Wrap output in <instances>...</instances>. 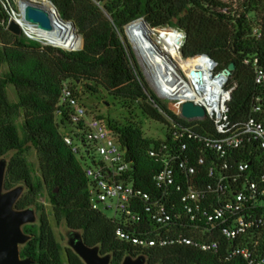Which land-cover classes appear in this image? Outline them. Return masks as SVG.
Here are the masks:
<instances>
[{"label":"trees","instance_id":"obj_1","mask_svg":"<svg viewBox=\"0 0 264 264\" xmlns=\"http://www.w3.org/2000/svg\"><path fill=\"white\" fill-rule=\"evenodd\" d=\"M47 1L56 7L63 21L75 23L83 39L81 50L42 46L23 35H13L1 24L8 22V15L0 5V158L14 153L7 165L4 189L25 188L15 208L42 210L40 198L45 194L55 219L81 231L88 243L102 242L106 252L113 256L111 264H119L125 253L143 255L149 264H247L241 258L229 262L221 253L201 252L188 246L144 251L119 241L113 219L90 208L84 162L63 139L69 110L59 108V103L65 84L79 99L77 91L67 82L84 84L86 92L95 96L102 91L111 96L116 106L126 110V116L121 122L99 118L107 123L111 135L126 151L127 161L132 163L130 182L151 194H158L152 179L161 170L163 156L157 151L162 145L167 146L168 119L179 121V118L148 87L134 56L122 40L125 28L131 25L127 32L141 24L133 23L142 19L151 28L170 26L186 35L182 46L185 57L206 54L218 63L219 72L235 63L229 88H236L228 108L233 122H243L254 111L256 99L264 95V89L255 84L253 66L246 64L247 60H256L264 68V0H242L238 11L225 0ZM227 7L229 10L224 13ZM256 27L261 34L255 35ZM76 38L73 49L80 45V38ZM9 86L16 90V102L9 99ZM133 109L164 124L167 127L165 139L145 138L142 127L131 119ZM57 111H62L60 119ZM260 118L264 122V113ZM191 126L201 134L214 133L209 121L200 127ZM32 150L37 154L38 170L29 161ZM246 155V151H239L236 158L258 165L254 157ZM40 220L43 222L40 226L30 229V232L38 229L33 232L36 240L25 250L36 259L42 255L37 251L41 243L51 252L48 255L42 251L43 257L50 259L57 256V243L46 217ZM74 264L79 262L76 260Z\"/></svg>","mask_w":264,"mask_h":264},{"label":"built area","instance_id":"obj_2","mask_svg":"<svg viewBox=\"0 0 264 264\" xmlns=\"http://www.w3.org/2000/svg\"><path fill=\"white\" fill-rule=\"evenodd\" d=\"M10 6L15 12L14 5ZM22 19L20 14L11 17L15 22ZM20 27L27 40L48 44L29 23ZM151 29L167 32L174 28ZM174 30L180 37L177 55L185 61L174 63L169 58L172 81L164 80L153 67L167 92L151 73L152 85L160 99L176 103L179 109L185 102H194L205 109V116L187 119L179 111V121L168 119L167 146L157 151L163 156L161 170L152 179L158 194L130 182L132 163L126 151L103 122L89 117L66 84L59 103V108L69 110L63 139L84 162L90 208L114 214L110 218L119 241L144 251L188 246L221 253L229 262L241 258L247 264H264V122L260 118L264 95L256 99L245 121L233 122L228 103L236 86L229 88L231 76L226 77L225 70L219 72L218 63L206 54L185 57V36ZM254 33L261 34L259 27ZM246 64L253 66L255 84L264 89V68L256 60ZM57 115L60 119L62 111ZM205 121L212 123L214 133L201 134L191 126L200 127ZM239 151H246L258 165L236 158ZM87 159L93 164L86 165Z\"/></svg>","mask_w":264,"mask_h":264},{"label":"water","instance_id":"obj_3","mask_svg":"<svg viewBox=\"0 0 264 264\" xmlns=\"http://www.w3.org/2000/svg\"><path fill=\"white\" fill-rule=\"evenodd\" d=\"M49 4L54 7L58 14L56 7L51 2H49ZM22 14L24 20L29 23L35 31L46 33L56 31L53 11L50 8L44 7L40 3L29 2L25 5ZM68 23L72 22L69 21ZM73 25L75 26V24ZM8 31L15 36L22 35L21 27L15 21L9 23ZM141 36L143 35L141 34ZM78 37L81 38L79 35ZM139 39L143 47L152 44L151 40H145L144 36ZM147 51L155 62L156 69L161 77L166 81H172L173 76L170 71V64L165 60V57L157 52L155 48ZM235 70L236 64H230L225 70V76L230 77ZM181 115L187 119L201 118L205 116V109L201 105L189 101L181 105ZM7 164V160H0V264H35L33 260L21 258L20 247L30 239V237L23 232L22 228L36 221V213L33 208L23 210L15 208L25 188L24 186H19L12 190L5 191L4 180ZM70 245L86 264H110V256L101 258L98 248L86 245L79 234L71 241ZM144 263L145 257L140 256L136 260L127 257L122 264Z\"/></svg>","mask_w":264,"mask_h":264},{"label":"rangeland","instance_id":"obj_4","mask_svg":"<svg viewBox=\"0 0 264 264\" xmlns=\"http://www.w3.org/2000/svg\"><path fill=\"white\" fill-rule=\"evenodd\" d=\"M22 1L25 4H28L29 2H33L31 0H22ZM4 2L6 3L7 8L5 6H3L1 0H0V5L4 9L3 11L5 13H7V15H8V22L3 21V23H1V24L6 27L5 28L6 30H8L9 23L11 21H14V20H11V17H12V19H14V17L17 16L18 14L23 16V14L21 13V5L22 4H21L20 0H4ZM34 2H36V3H49V2L44 1V0H34ZM225 3L231 5L235 10L238 11V9L240 8V6L242 4V0H225ZM10 5H14L13 7L17 12L12 11L11 10L12 6H10ZM142 20L134 22L133 24L138 23V22H140L141 24H137V25L133 26L127 32H126L127 29L125 28L124 35L122 36V40L127 44L128 49L130 50V52L134 56V59L138 65V68H139L140 72L142 73V76H143L145 82L147 83L148 87L150 88V90H152L154 93H156L154 90L155 88L151 82L152 79L150 78V70H148V69H150L148 67V62H146V60L141 56V53H140V51H138L136 44H134L132 39L128 36V34L131 31H133L137 27H141V25L145 24V22ZM72 23L75 24L74 22H72ZM145 26H147L148 30H150L153 34L155 33V36H154L155 39L160 40V42L165 41L164 38L162 37L163 30H162V32L161 31L154 32V30H152L151 27L147 23L145 24ZM73 27H75L74 30H75V34L77 37L79 35L78 29H77L76 25ZM167 28L169 29L172 27L168 26ZM181 33H183V32H181ZM183 35L186 38L185 33H183ZM81 38H80V45L76 49H71L70 51L81 50V48L83 47V39H81ZM76 42H77V38H76ZM39 43L42 46H52V44L45 45V44H42L41 42H39ZM0 46H2L1 38H0ZM53 47L60 48V47H56L54 45H53ZM167 50H168V47H167ZM176 53H177V51H176ZM176 53H174V54H176ZM174 54L173 55L169 54L170 59H172L174 57ZM148 71H149V73H148ZM67 84L70 86L72 85V87H74V89L77 91V93L79 95L80 103L89 112V117L90 118L97 117V119H99L101 122H103L106 125V127H107V123L105 121L101 120L99 118V116H103L105 118V120H107V118H111L114 120L116 119L120 122L122 121L121 118L123 119V116H126L124 114L126 110H123L119 106H116L114 104L115 103L114 99L111 96H108L104 91H102L101 94H99V96H95L92 93L86 92L84 84L77 83L75 85L74 83H71V82H67ZM7 91H8V96H9L10 101L16 102L17 101V93H16L15 88L13 86H9ZM161 99H162L163 103H165V105L168 107L169 110H171L174 114L180 115L179 111H181V109L178 108V105L176 103L171 102V101H167L164 98H161ZM131 111H132L131 114H133L131 116L132 117L131 119L133 121L139 123V125L142 127L145 138L150 139V140L165 139L166 134H167V131H166L167 127L164 124H160L156 121H153L151 119L146 118L137 109H133ZM13 155H14L13 152L8 154L6 156V159L9 161ZM28 157H29V161L34 165L35 169L38 170L39 165H38V158H37L36 152L34 150H32L29 153ZM92 164H93L92 161L90 159H87L86 165H92ZM40 201H41L42 205L44 206V209L42 211L36 212L37 219L38 218L40 219L42 216H45L47 220H50L52 228H53L54 233H55V236L57 237V239L59 241L62 242L63 245L66 246L67 241H68L67 230L63 226H61V227L57 226L52 205L48 202L47 198L45 197V194L42 198H40ZM106 215L109 217L114 216V214L111 212L106 213Z\"/></svg>","mask_w":264,"mask_h":264},{"label":"bare ground","instance_id":"obj_5","mask_svg":"<svg viewBox=\"0 0 264 264\" xmlns=\"http://www.w3.org/2000/svg\"><path fill=\"white\" fill-rule=\"evenodd\" d=\"M21 1L22 0H20V2ZM31 1L34 2V0H31ZM21 4H22L21 13H23V10L26 4L23 1L21 2ZM40 4L44 7L50 8L53 11L54 24L56 27V31L51 32V33L38 31V35L40 36V38H42V40L45 41L46 43L52 44L56 47H60V48L68 49V50L73 49L77 43L76 34L74 30L75 27H73L74 25L63 21L62 18H60V16H58V14L56 13L54 7L50 6L49 3H40ZM16 23L19 24V26L27 25L24 19ZM141 34L144 36L145 40L146 39L151 40L152 44L150 46L143 47L139 39L143 37L141 36ZM128 36L132 39L134 44H136L138 51H140L141 53V56L146 60V62H148V66L150 67V69H148L150 70V75L152 73V77L156 79V82H158V85L159 87L162 88V91L165 90L167 92V85L165 86L158 79V76L154 70V68L156 67L155 62L153 61V59L151 58L147 50L150 51L152 48H155L156 51L159 52L161 55H163L165 57V60L169 62V58H170L169 54L173 55L178 50L179 35L177 34V32L174 29L170 31L167 30V32L163 31L162 37L164 38L165 41L160 42L158 39L153 38L154 37L153 33L150 30H148L147 26L141 25V27H137L136 29L131 31L128 34ZM167 47H168V50H167ZM172 59L174 63H176V61H179L182 63L185 61L179 58L177 53L174 54V57ZM183 66L185 65L183 64ZM187 66H190V65H187Z\"/></svg>","mask_w":264,"mask_h":264},{"label":"flooded vegetation","instance_id":"obj_6","mask_svg":"<svg viewBox=\"0 0 264 264\" xmlns=\"http://www.w3.org/2000/svg\"><path fill=\"white\" fill-rule=\"evenodd\" d=\"M1 159H6V156L5 157H2L0 158ZM9 161L7 160V163ZM8 165V164H7ZM25 191V189H24ZM28 208H33L35 213L37 211H42V210H37L36 207H27V208H24V209H28ZM17 209V208H16ZM18 210H23V209H18ZM43 222H41V220L38 218L37 219V214H36V221L33 222V223H30V224H27L25 226H23L22 230L23 232L30 237V239L23 245H21L20 247V253H21V258L22 259H30V260H33L35 261V264H74V261L76 262V260L79 262V264H86L83 259L74 251V249L71 247L70 243L72 240H74L76 238V235L79 234L83 240V242L88 245L89 247H94V248H98V252H99V256L101 258H104L106 256H110L111 257V261H112V254H108L102 244V242H94V243H91V242H87L86 239L83 238V234L81 231L79 230H75V229H71L69 228L64 221H57L56 220V223H57V226L61 227H65V229L67 230V238H68V241H67V245H63L61 241H59L57 239V237L55 236V233H54V230L52 228V225H51V221L50 220H47V224L49 225L52 233H53V237H54V240L55 242L57 243L56 247L58 248V253H57V256H52L50 259H46L45 257H43V252L42 251H45L47 252L48 255H50V251L48 249V247L46 246H43L41 245V243L39 244L38 243V246H37V251L39 250L41 252V256L40 257H37L36 259H33L31 256H34L33 254H29L25 248L30 244L32 243L33 241L36 240V234H34L33 232L35 231H38V229L36 230H33V232H30V229L32 226H40V224H42ZM140 256H143V255H137L135 253L133 254H128V253H125V255L121 258L119 264H122L123 261L127 258V257H131L132 259L136 260L138 257ZM145 257V256H144ZM111 261H110V264H111ZM149 260L145 257V263L144 264H149Z\"/></svg>","mask_w":264,"mask_h":264}]
</instances>
